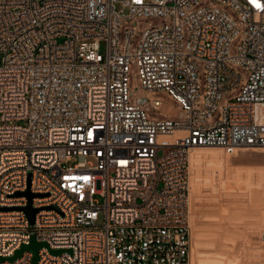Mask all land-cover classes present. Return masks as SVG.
<instances>
[{
	"label": "built area",
	"instance_id": "obj_1",
	"mask_svg": "<svg viewBox=\"0 0 264 264\" xmlns=\"http://www.w3.org/2000/svg\"><path fill=\"white\" fill-rule=\"evenodd\" d=\"M0 55V264H192L190 150L264 147V0H0Z\"/></svg>",
	"mask_w": 264,
	"mask_h": 264
},
{
	"label": "crops",
	"instance_id": "obj_2",
	"mask_svg": "<svg viewBox=\"0 0 264 264\" xmlns=\"http://www.w3.org/2000/svg\"><path fill=\"white\" fill-rule=\"evenodd\" d=\"M260 105L264 113V104ZM201 164L209 168L213 165L216 168L214 176L210 170L208 171L205 181L208 184L207 189L211 191L210 195L224 201L221 203L223 207L220 208L224 211V216L220 217V222H224L221 227H224L226 232L231 231L232 238L246 239L248 248L259 252L260 262L264 264V147L237 149L231 154L223 153L216 146L194 148L190 151L188 209L195 226L191 255L193 264L209 263V258L202 257V252L199 250L201 242L196 227L200 180L197 173ZM211 218L212 212L209 210L207 222L209 228L213 224ZM210 264H238V262L231 257H220V259H212Z\"/></svg>",
	"mask_w": 264,
	"mask_h": 264
},
{
	"label": "rangeland",
	"instance_id": "obj_3",
	"mask_svg": "<svg viewBox=\"0 0 264 264\" xmlns=\"http://www.w3.org/2000/svg\"><path fill=\"white\" fill-rule=\"evenodd\" d=\"M104 49L103 43L100 45V51L102 52ZM1 59V55H0ZM136 79L135 76L132 75L131 84H135ZM161 98L163 99V107L161 111H165L168 109V114L171 117H176L177 112L174 110H170V107L173 103L165 94H161ZM260 106H257L258 110V118L264 116L260 113ZM220 148V147H219ZM222 152L226 153L225 149L220 148ZM90 161V159H87ZM78 161L77 156H73L72 159L68 162V165H74ZM215 166H211L210 168L201 164L197 177L200 179L198 181V199H197V218H196V227L198 228V235L200 238V248L199 250L202 252V257L209 258V263L212 259H220V257H231L236 259L238 264H261L259 252L252 251V249L248 248V241L242 237L232 238L231 231L226 232L223 226L224 222H220V217L224 216V211L220 210L222 208V204L224 201L218 200L215 196L210 195L211 191L207 189V183L205 181L206 176L208 175V171L212 172L213 176L215 174ZM218 172V171H217ZM220 173V172H218ZM191 176V173H190ZM249 183V181H248ZM213 193V192H212ZM189 196V195H188ZM99 202H102L100 197H97ZM209 210L212 212V226L209 228L208 225V212ZM190 224H191V255L193 254V236L195 233V226L193 222V218L189 212ZM224 219V218H223ZM103 221V214L100 213L97 224L100 225ZM216 222V225H214ZM228 237V238H227ZM233 239V240H232ZM244 241V242H243ZM258 254V256H256ZM191 263L192 259H191Z\"/></svg>",
	"mask_w": 264,
	"mask_h": 264
},
{
	"label": "water",
	"instance_id": "obj_4",
	"mask_svg": "<svg viewBox=\"0 0 264 264\" xmlns=\"http://www.w3.org/2000/svg\"><path fill=\"white\" fill-rule=\"evenodd\" d=\"M145 101L144 98L140 99L139 100V103H143ZM19 194H23L25 195L27 198H28V204L23 207L22 209L24 210V212L26 213L27 215V218L29 220L30 223H33L34 222V216H35V213L38 211L37 208H33L30 204L31 202V198L36 196V194H33L31 193L29 190H26L25 192L23 193H16V195H19ZM39 196H42V195H39ZM5 210H9L10 208H3ZM42 246H47L46 243L44 242H37L35 240V238L32 236L30 238V242L28 244H24L22 245V247L18 250L15 251L14 255L11 256V257H8L7 259L12 261L14 260L16 257H19L21 255V253L23 251H29L32 253V264H37V260H38V255H37V251L42 247ZM50 252H52L53 254H58L61 252V250H50ZM3 258L0 257V260H2Z\"/></svg>",
	"mask_w": 264,
	"mask_h": 264
},
{
	"label": "bare ground",
	"instance_id": "obj_5",
	"mask_svg": "<svg viewBox=\"0 0 264 264\" xmlns=\"http://www.w3.org/2000/svg\"><path fill=\"white\" fill-rule=\"evenodd\" d=\"M214 147V146H213ZM194 149V148H193ZM192 150V149H191ZM190 150V151H191ZM190 153V152H189ZM189 192H190V183H189ZM188 205H189V196H188Z\"/></svg>",
	"mask_w": 264,
	"mask_h": 264
}]
</instances>
